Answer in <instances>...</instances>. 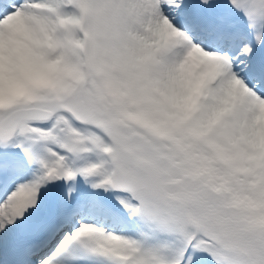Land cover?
<instances>
[{
  "label": "snow or ice",
  "instance_id": "6c2138e0",
  "mask_svg": "<svg viewBox=\"0 0 264 264\" xmlns=\"http://www.w3.org/2000/svg\"><path fill=\"white\" fill-rule=\"evenodd\" d=\"M0 264H264V0H0Z\"/></svg>",
  "mask_w": 264,
  "mask_h": 264
}]
</instances>
